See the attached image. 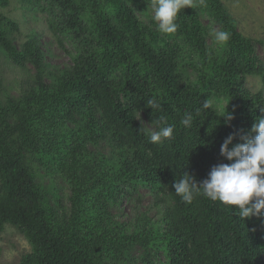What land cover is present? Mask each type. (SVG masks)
Masks as SVG:
<instances>
[{"label": "trees", "instance_id": "1", "mask_svg": "<svg viewBox=\"0 0 264 264\" xmlns=\"http://www.w3.org/2000/svg\"><path fill=\"white\" fill-rule=\"evenodd\" d=\"M22 1L46 14L49 32L73 51L71 65L49 70L41 35L18 48L9 33L20 24L0 12V50L18 68H35L18 96L2 98L0 77V232L15 225L32 245L18 264H127L137 260L130 256L137 247L147 264L158 252L166 264H264V219L241 221L235 209L203 196L187 204L172 188L183 172L199 183L229 163L220 152L225 138L242 142L264 116V95L239 90L246 75L264 79V66L222 0H193L171 36L152 17L144 22L131 0ZM202 13L230 33L219 50L207 43ZM216 94L232 100L229 123L211 104ZM149 99L161 105L154 113ZM138 112L150 122L163 117L175 126L173 137L150 143ZM185 113L193 115L191 127L180 123ZM101 140L111 157L88 148ZM31 162L65 178L70 210L59 213L62 203L52 204ZM139 187L153 193L155 206L165 204L162 228L146 213L133 228L112 213Z\"/></svg>", "mask_w": 264, "mask_h": 264}, {"label": "rangeland", "instance_id": "2", "mask_svg": "<svg viewBox=\"0 0 264 264\" xmlns=\"http://www.w3.org/2000/svg\"><path fill=\"white\" fill-rule=\"evenodd\" d=\"M6 6L0 4V12L5 16L10 17L20 24L19 32H10L9 38L18 47L27 41L30 36L38 33L41 35L42 46L46 55V63L49 70L59 73V71L67 68L72 64L69 52L73 51V47L68 40L60 42L57 37H54L48 30V16L36 10H28L22 0H8ZM225 6L236 20L239 31L246 37L254 40L256 46V54L258 59L264 66V0H222ZM132 7L136 14L144 21L149 22L152 17L149 3L142 0H131ZM203 25L208 28L209 35L207 43L215 49H221L217 46L212 38L211 31L213 29L219 31L220 26L213 21L212 18L201 14ZM193 59H196V54H192ZM199 61L196 59V62ZM193 62V63H196ZM189 70L196 74L195 71ZM35 74V68L31 64H27L25 69L18 68L13 65L3 51L0 50V77L3 81L2 98L7 95L18 96L22 92V88L28 87L26 81H32ZM195 78V76H194ZM196 79V78H195ZM50 82V79H46ZM240 91H250L255 94L264 95V79L261 75H246L239 82ZM231 98L226 95L216 94L211 97V104L220 115H228ZM234 118V115H232ZM139 123L149 132L155 131L156 128L143 112L136 114ZM140 117V118H139ZM139 118V119H138ZM88 148L95 152L101 153L106 157L113 155V149L107 141L101 140L98 144L89 143ZM32 171L37 182L47 187L49 199L57 208V203H62V208H59V213L70 210L71 196L70 185L65 178L58 173L51 174L47 172L45 167L31 162ZM155 197L146 187H139L138 191H133L131 194L120 199L117 205H113L112 213L119 222L131 224L133 228L136 218L141 214L146 213L155 223L157 229L162 228L159 222L162 209L165 204L155 206ZM152 221V222H153ZM32 251V245L29 243L25 235L20 229L11 224H7L3 231L0 232V264H18L22 256ZM143 250L140 247L131 251V259L137 258L127 264H147L142 259L139 260L137 255ZM167 258L163 252L155 254L153 264H166Z\"/></svg>", "mask_w": 264, "mask_h": 264}, {"label": "clouds", "instance_id": "3", "mask_svg": "<svg viewBox=\"0 0 264 264\" xmlns=\"http://www.w3.org/2000/svg\"><path fill=\"white\" fill-rule=\"evenodd\" d=\"M187 7H193V0H149L157 30L169 36L177 33L178 17ZM211 35L217 46L222 47L230 40V33L226 30L213 29ZM146 105L150 106L153 113L161 107L154 99H149ZM202 107H208L207 100ZM224 118L229 123L233 116L228 113ZM192 121V113H185L180 123L184 127H191ZM151 123H155L158 130L149 132L142 128L150 143L159 144L173 137L175 126L168 124L163 117ZM235 138V134H230L220 149L221 155L229 163L213 166L207 178L199 183L191 174L183 172L173 182L172 188L187 204H191L197 196H203L235 209L241 221L253 217L264 219V116L258 117L251 130L241 136L242 142L233 145Z\"/></svg>", "mask_w": 264, "mask_h": 264}]
</instances>
